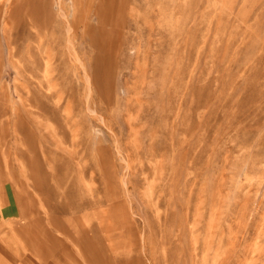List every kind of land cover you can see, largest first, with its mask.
Returning <instances> with one entry per match:
<instances>
[{"label":"rangeland","instance_id":"obj_1","mask_svg":"<svg viewBox=\"0 0 264 264\" xmlns=\"http://www.w3.org/2000/svg\"><path fill=\"white\" fill-rule=\"evenodd\" d=\"M0 264H264V0H0Z\"/></svg>","mask_w":264,"mask_h":264},{"label":"crops","instance_id":"obj_2","mask_svg":"<svg viewBox=\"0 0 264 264\" xmlns=\"http://www.w3.org/2000/svg\"><path fill=\"white\" fill-rule=\"evenodd\" d=\"M14 210H16V211L14 212ZM17 211H18V210L14 208V209L12 210V212L10 213V215H15V214H18V212H17Z\"/></svg>","mask_w":264,"mask_h":264},{"label":"bare ground","instance_id":"obj_3","mask_svg":"<svg viewBox=\"0 0 264 264\" xmlns=\"http://www.w3.org/2000/svg\"><path fill=\"white\" fill-rule=\"evenodd\" d=\"M17 12V11H16ZM19 12V11H18Z\"/></svg>","mask_w":264,"mask_h":264}]
</instances>
